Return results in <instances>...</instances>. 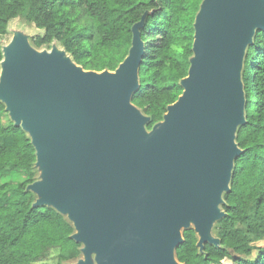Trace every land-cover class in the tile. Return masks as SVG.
<instances>
[{
    "label": "water",
    "instance_id": "95a60500",
    "mask_svg": "<svg viewBox=\"0 0 264 264\" xmlns=\"http://www.w3.org/2000/svg\"><path fill=\"white\" fill-rule=\"evenodd\" d=\"M147 14L114 70H86L56 41L38 49L21 30L1 47L0 102L35 150L37 178L26 190L33 206L71 223L81 256L70 264H184L175 249L188 229L199 253L220 246L213 228L243 152L242 73L264 32V0H201L182 92L150 129L131 102Z\"/></svg>",
    "mask_w": 264,
    "mask_h": 264
},
{
    "label": "trees",
    "instance_id": "16d2710c",
    "mask_svg": "<svg viewBox=\"0 0 264 264\" xmlns=\"http://www.w3.org/2000/svg\"><path fill=\"white\" fill-rule=\"evenodd\" d=\"M201 0H0L2 37L11 20L21 18L42 34L31 44L49 49L56 41L86 70H114L130 47L131 26L145 12L139 88L131 102L150 117L147 129L162 119L181 94L192 55L193 21ZM246 123L238 127L242 154L234 162L230 191L223 194L225 216L213 228L218 248L196 247L193 229L182 232L175 257L184 264H264V32L247 48L242 73ZM35 150L14 126L0 102V264H70L81 245L70 238L71 223L47 206H33L26 186L37 178ZM27 174V175H26Z\"/></svg>",
    "mask_w": 264,
    "mask_h": 264
},
{
    "label": "rangeland",
    "instance_id": "374dc122",
    "mask_svg": "<svg viewBox=\"0 0 264 264\" xmlns=\"http://www.w3.org/2000/svg\"><path fill=\"white\" fill-rule=\"evenodd\" d=\"M8 29H9L8 34L2 37L3 43H7V41L11 38L12 30H21L26 34L30 35L31 37L38 34H42V31L40 29L35 28L33 24H29L21 18H16L11 20L8 24ZM222 264H232V262L229 259L225 258L222 261Z\"/></svg>",
    "mask_w": 264,
    "mask_h": 264
}]
</instances>
